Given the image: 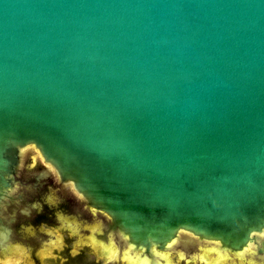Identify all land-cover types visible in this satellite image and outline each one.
<instances>
[{"label": "water", "instance_id": "water-1", "mask_svg": "<svg viewBox=\"0 0 264 264\" xmlns=\"http://www.w3.org/2000/svg\"><path fill=\"white\" fill-rule=\"evenodd\" d=\"M30 147L117 262L264 264V0H0V211Z\"/></svg>", "mask_w": 264, "mask_h": 264}, {"label": "flooded vegetation", "instance_id": "flooded-vegetation-1", "mask_svg": "<svg viewBox=\"0 0 264 264\" xmlns=\"http://www.w3.org/2000/svg\"><path fill=\"white\" fill-rule=\"evenodd\" d=\"M26 152L28 156L35 153L32 147ZM30 160L31 158H26V161ZM36 161L38 166L34 170L24 167L16 175L20 187L19 197L10 208L0 211V264H46L43 260L52 258V254H48L49 250L54 248L55 252H58L60 246L54 245L56 241L67 240L68 237L65 238L63 232L73 234L80 240L79 243L82 239L96 238L99 243L107 240L105 239L107 224L104 217L91 212L80 197L70 192V189L60 182L58 175L53 173L45 175L48 165L39 155L36 156ZM60 195L73 197L69 207H61ZM49 196L54 198L49 200ZM95 223L97 226L98 223L103 226V232L98 236L91 229ZM50 228L60 230L61 234L56 235L50 231ZM82 245L87 251L76 255L71 254V246L65 245L68 258L65 259L64 264H78L80 261L82 264L97 263L87 255L92 249L91 245ZM52 251L54 253V250ZM114 254L115 258L119 257L117 250ZM132 259L128 257L130 264L134 263ZM165 262L164 260L163 263ZM112 263L120 262L108 261L107 264ZM139 264H153V261L144 259L142 262L139 261Z\"/></svg>", "mask_w": 264, "mask_h": 264}, {"label": "rangeland", "instance_id": "rangeland-1", "mask_svg": "<svg viewBox=\"0 0 264 264\" xmlns=\"http://www.w3.org/2000/svg\"><path fill=\"white\" fill-rule=\"evenodd\" d=\"M38 155H39V153L36 152V151H35V153H33V154L29 155V156L27 154L25 156V158H24V164L22 166L23 169H24V167L25 168L27 167V168H31L32 170H34V168H36V166H38V163L36 161V156H38ZM27 157L31 158V160L30 161H26ZM57 197H58V195H57ZM53 198H54L53 196H49V200H52ZM61 198H62V200H60L61 207H69L71 205L70 200H73L72 196H64L63 195V196H61ZM54 203H56V202H54ZM95 224L93 225V227L91 229L94 232V234L96 236H98L99 234H101L103 232V226H102V224H99V223H98V226H97V223H95ZM46 229H48V228H46ZM50 231L54 232L56 235H58V233L61 234L60 230H56V229H53V228H50ZM63 236L65 238L68 237L67 240L63 239L61 242L59 240H57L56 244H54L55 246H60L59 249H58V252L60 251L59 254H58V252L57 253L55 252L54 248L50 249L49 250L50 252L48 254H52L51 255L52 258L44 259L43 260L44 263H46V264H64L65 263V259L68 258L67 257L68 256L67 255L68 252L66 250L67 248H66L65 245L71 246L72 247L71 248V254L72 255H76V254H78L80 252L87 251V249H83L85 246L83 247L82 244H90L91 245L92 249L90 251H88L89 253L87 255H88V257L90 259H93L94 261H97L96 264H107L108 261H110V260L114 261V260L118 259V258L114 257V255H115L114 251L116 252V250H117V246L114 243H111V244L108 243V245H106V243H104V242L99 243L96 238L90 239V240L89 239H82L81 242H83V243H81V242L79 243L80 240L76 239L74 237V235L71 234V233L63 232ZM52 250H54V253H53ZM204 252L205 251H202V253L199 254L200 257L203 256V259H204V262L202 261L203 264H245L241 260H237L236 261L235 259L234 260L233 259H229V260H226V261L222 262V261L219 260V258L222 259V255L223 254L215 255L213 253L212 255H207L206 256L207 259H206ZM195 253H197V250L196 249H191V251L187 252V254H188L187 256L189 257V256H191V255H193ZM246 253H248V252H246ZM206 254H211V253L207 252ZM125 255H126V253L123 254L122 256H125ZM243 256L248 257L247 254H244V253H243ZM128 257H132L133 258L132 259L133 262H134L133 264H139V261L142 262L144 259H148V258L139 257L138 253L136 255L128 254V256H126L125 262H120L118 264H130V261L128 260ZM159 257L160 258L157 260V262L156 261L154 262L153 259L152 260L149 259V262L153 261V264H158V262L162 263V264H166L167 261H168L167 264H197L193 259L190 260V258L186 259L188 262L182 261V258L180 256H178L176 253H172L171 256H170V254L168 255L166 253H164V254L161 253V254H159ZM135 259L138 262L134 261ZM162 259H164L166 262L163 263L164 260L162 261ZM203 259H201V260H203ZM78 264H82V262L80 261V263H78ZM112 264H115V263H112ZM255 264H263V263L258 262V263H255Z\"/></svg>", "mask_w": 264, "mask_h": 264}, {"label": "bare ground", "instance_id": "bare-ground-1", "mask_svg": "<svg viewBox=\"0 0 264 264\" xmlns=\"http://www.w3.org/2000/svg\"><path fill=\"white\" fill-rule=\"evenodd\" d=\"M246 252H247L246 250H245V251H243V253H244V254H246ZM243 253H242V254H243ZM128 254H130V252H129V251H127V252H126V255H125V256H128ZM159 254H160V253H158V255L156 256V258H155V260H154V261H156V262H157V260L160 258V257H159ZM220 254H221V253H220ZM116 255H117V254H116ZM118 255H119V253H118ZM122 255H123V254H122ZM122 255H121V256H122ZM133 255H136V254H133ZM199 258H201V257L199 256ZM163 260H164V259H162V261H163ZM163 262H164V261H163Z\"/></svg>", "mask_w": 264, "mask_h": 264}]
</instances>
